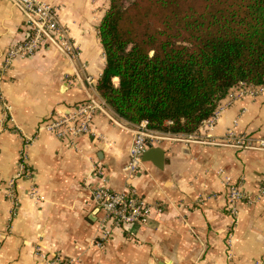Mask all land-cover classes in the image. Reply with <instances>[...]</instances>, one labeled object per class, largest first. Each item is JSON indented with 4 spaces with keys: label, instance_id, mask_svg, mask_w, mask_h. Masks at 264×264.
Listing matches in <instances>:
<instances>
[{
    "label": "crops",
    "instance_id": "crops-1",
    "mask_svg": "<svg viewBox=\"0 0 264 264\" xmlns=\"http://www.w3.org/2000/svg\"><path fill=\"white\" fill-rule=\"evenodd\" d=\"M43 1L56 7L80 56L72 60L46 48L12 61L4 74L0 121L3 101L12 122L0 124V264H48L54 255L64 264H264V192L258 194L264 149L236 148L225 140L229 130L254 143L264 140V93L239 97L249 86L231 88L212 126L205 121L193 141L159 140L154 147L164 152L161 168L141 161L139 172L126 181L122 169L132 124L96 114L97 138L79 137L75 145L38 130L94 94L105 63L98 26L109 0ZM28 35L22 12L0 0V68L9 47ZM26 139L29 173L18 177ZM95 166L113 190L132 186L161 209L144 227L113 228L101 248L93 245L103 216L90 195ZM10 183L14 199L6 196ZM230 185H240L253 199L237 205L234 226L226 211Z\"/></svg>",
    "mask_w": 264,
    "mask_h": 264
},
{
    "label": "trees",
    "instance_id": "trees-1",
    "mask_svg": "<svg viewBox=\"0 0 264 264\" xmlns=\"http://www.w3.org/2000/svg\"><path fill=\"white\" fill-rule=\"evenodd\" d=\"M98 36L96 92L132 125L191 135L231 88L264 87V0H109Z\"/></svg>",
    "mask_w": 264,
    "mask_h": 264
},
{
    "label": "built area",
    "instance_id": "built-area-1",
    "mask_svg": "<svg viewBox=\"0 0 264 264\" xmlns=\"http://www.w3.org/2000/svg\"><path fill=\"white\" fill-rule=\"evenodd\" d=\"M8 1L22 12L29 35L25 40L12 45L7 50L3 65L0 68V89L4 74L14 60L30 57L46 48H56L69 59H79V49L72 41L67 27L60 21L56 7L43 0ZM85 81L87 85H93L90 77L87 76ZM248 86L241 89L239 97L243 95L258 96L264 93V87ZM92 90L94 94L86 101L78 104L71 114L58 118H48L39 125L38 130L46 131L57 138L68 139L73 145H75V141L79 137L97 138L98 135L92 126L93 117L96 114H104L113 121L116 119L113 118L114 114L109 110L104 100L99 97L96 90ZM2 107L4 112L0 124L6 121L12 122L10 109L3 101ZM220 111L221 108L218 107L214 115L207 120L209 127L216 121ZM2 131L3 128L0 126V132ZM131 132L132 140L128 148V158L122 169L126 181L135 177L139 172L143 152L150 147H154L159 140L174 137L175 139H185V141L189 142L195 140L196 137V133L183 136L152 131L147 128L146 122L132 125ZM225 140L227 144L236 148L252 149L260 147L264 149V140L254 143L248 137L235 135L231 130L226 133ZM30 141V139L25 140L24 147L20 152L18 177L29 173L25 151ZM93 172L96 175L97 183L87 186L90 188L93 205L103 212V216L96 225L97 236L93 243L94 246L103 247L110 238L113 228L124 230L129 226L141 228L148 224L152 215L161 212L160 207L147 203L132 186L122 191L113 190L101 167L95 166ZM263 192L264 183L258 189V194L261 195ZM6 196L14 199L13 183L9 184ZM226 196V211L233 219L232 225L234 226L236 223L237 205L243 201L247 203L253 202V199H250L242 192L240 185L228 186ZM60 260L58 255H54L52 259L48 260V264H64Z\"/></svg>",
    "mask_w": 264,
    "mask_h": 264
},
{
    "label": "water",
    "instance_id": "water-1",
    "mask_svg": "<svg viewBox=\"0 0 264 264\" xmlns=\"http://www.w3.org/2000/svg\"><path fill=\"white\" fill-rule=\"evenodd\" d=\"M141 161L142 162L150 161L156 167L161 168L164 161V152L160 148L150 147L143 152L141 156Z\"/></svg>",
    "mask_w": 264,
    "mask_h": 264
}]
</instances>
